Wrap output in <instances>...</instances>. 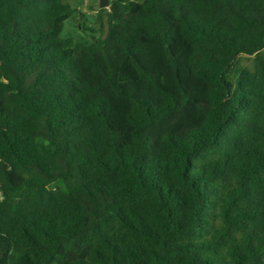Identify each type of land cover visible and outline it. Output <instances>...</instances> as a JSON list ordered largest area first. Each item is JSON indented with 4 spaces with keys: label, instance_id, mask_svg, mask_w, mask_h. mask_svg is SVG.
<instances>
[{
    "label": "trees",
    "instance_id": "trees-1",
    "mask_svg": "<svg viewBox=\"0 0 264 264\" xmlns=\"http://www.w3.org/2000/svg\"><path fill=\"white\" fill-rule=\"evenodd\" d=\"M100 10L0 0V264H264V0Z\"/></svg>",
    "mask_w": 264,
    "mask_h": 264
},
{
    "label": "rangeland",
    "instance_id": "rangeland-1",
    "mask_svg": "<svg viewBox=\"0 0 264 264\" xmlns=\"http://www.w3.org/2000/svg\"><path fill=\"white\" fill-rule=\"evenodd\" d=\"M75 14L65 23L62 36L64 38H86L91 39L92 36H104L106 28V13L94 7L98 5L99 0H66ZM107 9V8H105ZM104 10V9H102ZM87 28L90 31H85ZM248 68L253 69V58L247 56H239L232 71L235 69Z\"/></svg>",
    "mask_w": 264,
    "mask_h": 264
},
{
    "label": "water",
    "instance_id": "water-1",
    "mask_svg": "<svg viewBox=\"0 0 264 264\" xmlns=\"http://www.w3.org/2000/svg\"><path fill=\"white\" fill-rule=\"evenodd\" d=\"M108 7V0H99L98 5H96L94 8L97 9H105Z\"/></svg>",
    "mask_w": 264,
    "mask_h": 264
}]
</instances>
